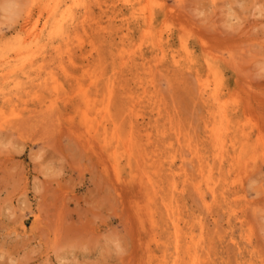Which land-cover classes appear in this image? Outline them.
Returning <instances> with one entry per match:
<instances>
[{
	"label": "rangeland",
	"instance_id": "374dc122",
	"mask_svg": "<svg viewBox=\"0 0 264 264\" xmlns=\"http://www.w3.org/2000/svg\"><path fill=\"white\" fill-rule=\"evenodd\" d=\"M0 264H264V0H0Z\"/></svg>",
	"mask_w": 264,
	"mask_h": 264
},
{
	"label": "bare ground",
	"instance_id": "6f19581e",
	"mask_svg": "<svg viewBox=\"0 0 264 264\" xmlns=\"http://www.w3.org/2000/svg\"><path fill=\"white\" fill-rule=\"evenodd\" d=\"M56 4H57V3H56ZM55 6H56V5H55ZM55 6H54V7H55ZM52 10H53V9H52ZM31 30H32V29H31ZM32 33H33V32H32ZM33 34H34V33H33ZM36 34H37V33H36ZM36 34H35V35H36ZM33 36H34V35H33ZM33 36H32V37H33ZM202 87H203V89L206 88V87L203 86V84H202ZM201 91H202V90H201ZM201 91H200V92H201ZM204 92H205V91H204ZM214 95H215V94H214ZM211 97H212V96H211ZM203 124H204V123H203ZM213 132H215V129H214ZM215 133H216V132H215ZM218 134H219V133H218ZM218 134H217V135L214 134V137L216 138V140H218V141L221 142V140L219 139L220 136H219ZM222 143H223V142H222ZM222 143H219V144L221 145ZM213 145H214V144H213ZM216 145H218V144H216ZM221 147H223V146H221ZM219 149H220V148H218V146H217V147H216L217 152H220ZM217 154H218V153H217ZM219 154H220V153H219ZM208 172H210V171H208ZM208 176H210V175H208ZM208 186H209V185H208ZM206 188H207V187H206ZM208 188H209V187H208ZM207 190H208V189H207ZM201 191H202V190H201ZM211 191H212V190H211ZM205 203H206V202H205ZM176 234H177V233H176ZM176 236H178V234H177Z\"/></svg>",
	"mask_w": 264,
	"mask_h": 264
}]
</instances>
